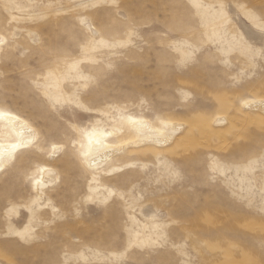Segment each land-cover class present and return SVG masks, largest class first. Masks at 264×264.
<instances>
[{"label":"rangeland","instance_id":"rangeland-1","mask_svg":"<svg viewBox=\"0 0 264 264\" xmlns=\"http://www.w3.org/2000/svg\"><path fill=\"white\" fill-rule=\"evenodd\" d=\"M0 35V113L38 131L0 174V264H264V0H0Z\"/></svg>","mask_w":264,"mask_h":264},{"label":"bare ground","instance_id":"bare-ground-1","mask_svg":"<svg viewBox=\"0 0 264 264\" xmlns=\"http://www.w3.org/2000/svg\"><path fill=\"white\" fill-rule=\"evenodd\" d=\"M5 40L6 38L0 35V43ZM242 104L250 108L252 106L258 107L264 111V100L246 99L243 100ZM225 121V116H217L214 119V124L226 123ZM129 127L135 132L136 138L133 141H127V144L135 146L151 144L161 147L170 143L180 134L183 129V123L164 118L161 119L160 126H156L151 120H134L130 122ZM115 135L116 132L114 130H109L96 132L91 137L86 154L90 168L96 169L106 164L117 151L123 148L113 143L112 139H114ZM37 137L38 131L25 119L9 113H0V174L15 161L20 152L32 147L36 143ZM59 149H61L60 146L55 147V150ZM57 178L58 175L54 169L46 168L43 178L38 181L40 195Z\"/></svg>","mask_w":264,"mask_h":264}]
</instances>
